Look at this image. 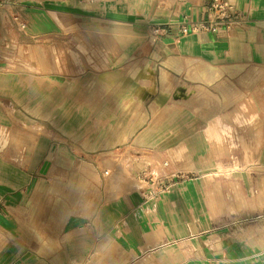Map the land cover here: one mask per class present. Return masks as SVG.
<instances>
[{
	"label": "crops",
	"instance_id": "obj_1",
	"mask_svg": "<svg viewBox=\"0 0 264 264\" xmlns=\"http://www.w3.org/2000/svg\"><path fill=\"white\" fill-rule=\"evenodd\" d=\"M229 1L245 24L177 38L211 0H0V264H264V225L209 233L176 181L120 179L206 173L232 127L264 136V0Z\"/></svg>",
	"mask_w": 264,
	"mask_h": 264
},
{
	"label": "rangeland",
	"instance_id": "obj_2",
	"mask_svg": "<svg viewBox=\"0 0 264 264\" xmlns=\"http://www.w3.org/2000/svg\"><path fill=\"white\" fill-rule=\"evenodd\" d=\"M235 130L232 127L228 131L225 142L212 141L211 153L215 156L204 159V165L208 167L206 173L184 174L182 178L174 179L173 184L183 187L177 193L183 204L181 209L192 225L209 233L220 231L224 235L245 236L247 231L264 225L261 221L264 220V179H257L256 174L250 172H233L236 168L245 171L251 165L264 166V158L252 157L264 149V136L250 134L245 123ZM239 151L242 157L238 156ZM124 166L120 169V179L131 185L132 177L136 178L132 173L135 169L130 170V177L129 165ZM183 167L186 169L187 166ZM141 169L145 170L143 166L136 170ZM152 170L159 175L153 163ZM190 179L197 182L193 191L187 188Z\"/></svg>",
	"mask_w": 264,
	"mask_h": 264
},
{
	"label": "built area",
	"instance_id": "obj_3",
	"mask_svg": "<svg viewBox=\"0 0 264 264\" xmlns=\"http://www.w3.org/2000/svg\"><path fill=\"white\" fill-rule=\"evenodd\" d=\"M248 21L247 15L238 10L234 4L229 0H211L209 4L204 7L202 17L199 20H182L173 24L175 34L177 38L186 37L192 34L201 35L206 33H216L222 30L229 31L237 26L243 25ZM167 163L163 162L162 166ZM136 178H141L145 181V184L155 185L156 190H149L146 185V189L152 196L159 193L162 190L167 189L169 184L182 176L181 173L170 174L167 176L156 175L152 169L139 170L132 172ZM106 174V172L104 173Z\"/></svg>",
	"mask_w": 264,
	"mask_h": 264
},
{
	"label": "water",
	"instance_id": "obj_4",
	"mask_svg": "<svg viewBox=\"0 0 264 264\" xmlns=\"http://www.w3.org/2000/svg\"><path fill=\"white\" fill-rule=\"evenodd\" d=\"M46 166V164H44V167Z\"/></svg>",
	"mask_w": 264,
	"mask_h": 264
}]
</instances>
